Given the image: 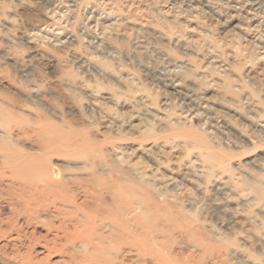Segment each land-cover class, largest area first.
Returning <instances> with one entry per match:
<instances>
[{
    "label": "rangeland",
    "instance_id": "1",
    "mask_svg": "<svg viewBox=\"0 0 264 264\" xmlns=\"http://www.w3.org/2000/svg\"><path fill=\"white\" fill-rule=\"evenodd\" d=\"M222 1L236 9L212 15L198 0H0V264H27L29 246L33 260H46L40 264H63L69 249L43 252L52 209L30 221L17 214L7 177L16 157L38 156L54 177L75 183H93L96 174L166 183L168 168L153 158L164 160L161 153L144 151L155 139L169 141L165 151L179 145L188 166L185 178L162 191L199 222L212 247L202 264H264V84L258 45L244 33L255 24L246 14L255 0ZM94 4L101 15L113 14V23L97 26L105 35L96 47L84 28ZM120 17L130 21L115 22ZM140 21L146 25L138 30ZM57 30L68 43L42 38ZM168 62L187 63L176 68L181 86L226 125L214 128L209 114L190 112L159 76ZM179 241L176 250L195 258L198 251Z\"/></svg>",
    "mask_w": 264,
    "mask_h": 264
},
{
    "label": "bare ground",
    "instance_id": "2",
    "mask_svg": "<svg viewBox=\"0 0 264 264\" xmlns=\"http://www.w3.org/2000/svg\"><path fill=\"white\" fill-rule=\"evenodd\" d=\"M198 1L210 14L212 12V15L222 10L236 9L235 3L230 5L228 1ZM261 5L260 0H255L252 7H247L246 14L255 24L248 26V30L244 33L248 35L250 43L258 45L257 58L262 62L259 75L262 76L264 84V10L262 13L257 11L259 8L261 10ZM96 7V4L90 7L86 26H84L90 40L96 44L95 47L103 42L105 35L104 31L95 32L97 26L99 24L105 26L106 22H111L113 18L110 11L101 15ZM128 18L120 17L115 19V22L120 20L126 23L130 21ZM136 25L139 30L146 24L140 21ZM35 36L32 34L29 37L30 41ZM42 38L51 45L61 46L67 42L69 36L57 30L44 31ZM176 42H179V39ZM183 45L186 47L188 43L184 42ZM180 64L168 62L159 71L160 78L192 107L191 113L209 114L211 126L214 128L226 125L225 119L219 117L220 120H218L216 113L212 111L213 106L203 100V97L194 89L181 86L180 80L176 78L179 72L176 68L186 67L187 63ZM260 127L264 128V124ZM167 143L169 141L166 139H155L149 147L144 149L145 152L156 149L161 153L164 160L160 161L155 153L157 156L153 158L157 167L165 164L168 168V174H165L166 183H120L116 179H109L99 174L95 175L93 183H75L73 178L54 177L49 166L40 157L26 154L23 159L16 157L9 168L7 177L14 187L9 198L15 202L16 205L13 207L17 214L25 216L28 221L34 220L39 211L50 209H52L50 212H55L50 213V217L61 218L58 223H53L50 217L45 218L44 225L47 227V232L42 238L44 239L43 252L47 251V256L68 246L67 258L63 264H202L204 254L211 252L212 247L204 241L199 222L184 217L168 200L167 194L162 191L167 184L176 186V182L185 178L189 172L188 166H181L183 156L179 154V145L166 146L165 151L162 148ZM212 150L214 152V149ZM208 156V160L223 163L220 159L216 160L214 155ZM205 168L201 165L200 171L205 172ZM159 179H161L160 176L152 178L153 181ZM83 184L89 186L86 187ZM78 196H84V199L78 200ZM5 208L6 206H2L0 211ZM17 233H15V239L20 241V235ZM47 235L51 236L47 237ZM179 240H185L192 246V250L198 251L195 258H192L191 252L184 249L176 250ZM27 252V264L46 262L42 259L33 260L31 246Z\"/></svg>",
    "mask_w": 264,
    "mask_h": 264
}]
</instances>
